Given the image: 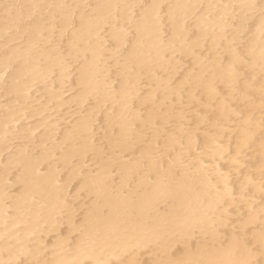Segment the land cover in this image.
<instances>
[{"label":"bare ground","instance_id":"1","mask_svg":"<svg viewBox=\"0 0 264 264\" xmlns=\"http://www.w3.org/2000/svg\"><path fill=\"white\" fill-rule=\"evenodd\" d=\"M0 264H264V0H0Z\"/></svg>","mask_w":264,"mask_h":264}]
</instances>
